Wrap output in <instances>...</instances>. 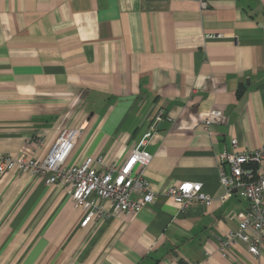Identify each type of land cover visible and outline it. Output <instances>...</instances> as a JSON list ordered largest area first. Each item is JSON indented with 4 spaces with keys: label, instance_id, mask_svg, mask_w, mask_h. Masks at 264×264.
Listing matches in <instances>:
<instances>
[{
    "label": "crops",
    "instance_id": "obj_1",
    "mask_svg": "<svg viewBox=\"0 0 264 264\" xmlns=\"http://www.w3.org/2000/svg\"><path fill=\"white\" fill-rule=\"evenodd\" d=\"M160 112L137 213L82 226L65 185L1 173L0 264H264V243L219 250L250 204L221 199L220 155L264 144V0H0V153L43 159L82 127L67 165H120ZM184 181L212 202L179 213L165 192Z\"/></svg>",
    "mask_w": 264,
    "mask_h": 264
},
{
    "label": "built area",
    "instance_id": "obj_2",
    "mask_svg": "<svg viewBox=\"0 0 264 264\" xmlns=\"http://www.w3.org/2000/svg\"><path fill=\"white\" fill-rule=\"evenodd\" d=\"M183 1V0H175ZM201 7L208 0H196ZM210 34L208 38H218ZM221 115L211 109L204 117V125L210 127L212 116ZM163 120L157 113L150 128L138 139L120 165L105 159L103 153L86 157L73 166L67 165L82 127L64 128L54 145L43 159L36 157H12L0 153V174L5 171H20L32 176H41L47 184H63L69 189L76 207L84 210L82 226L104 216H128L153 203L157 193L153 191L145 171L153 159L147 146L156 134V124ZM232 148L220 155L221 164H227L230 172L221 167L220 180L226 188L221 199L225 201L233 189L249 200L248 209L239 217L238 227L220 240L219 250L226 254L235 242L242 241L248 250L260 257L264 243V144L256 149L239 150L238 140L231 139ZM178 204V212L187 211L191 205L212 202L213 196L203 190V184L184 181L165 192ZM194 264H204L197 262Z\"/></svg>",
    "mask_w": 264,
    "mask_h": 264
}]
</instances>
